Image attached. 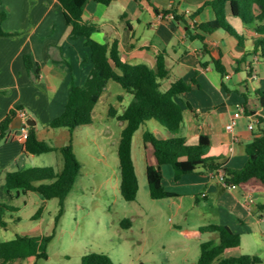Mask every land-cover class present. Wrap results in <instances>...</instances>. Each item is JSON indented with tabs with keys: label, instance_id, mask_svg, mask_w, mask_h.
I'll list each match as a JSON object with an SVG mask.
<instances>
[{
	"label": "crops",
	"instance_id": "0c3cea01",
	"mask_svg": "<svg viewBox=\"0 0 264 264\" xmlns=\"http://www.w3.org/2000/svg\"><path fill=\"white\" fill-rule=\"evenodd\" d=\"M3 1L10 11L3 25L13 34L0 36V122L11 109L20 107L26 112V120L35 121L40 139L43 130L56 135L58 131L50 124L64 112L73 83L84 85L88 79L93 67L91 50L84 38H71L59 0ZM207 1L113 0L105 5L89 0L83 19L98 25L95 40L109 45L117 40L121 56L131 63L154 67L157 54L165 51L170 76L163 82V89L177 79L192 83L189 91L176 97L184 109L178 134L191 144L197 143L202 134L207 135L211 140L208 156L220 157L230 167L243 168L248 160L247 144L264 128V107L256 96L257 90H264V59L252 54L246 62H239L254 49L255 33L231 12L228 21L246 36L243 45L223 28L205 34L203 40L187 34L189 28L195 34L203 33L198 25L215 19V11ZM171 8L177 17L163 21L157 18L158 12ZM187 9L195 13L193 18L186 14ZM27 55L33 60V73L26 67ZM217 61L225 67V73L216 67ZM245 102L263 119L258 122L252 117L253 129L249 128L251 117L242 111ZM232 121L234 126L228 129ZM155 122L153 132L165 137L164 127ZM20 134V128L11 126L9 138L0 144V174L5 179L8 172L21 169L22 157L31 158L19 140ZM162 169L167 190L178 197L190 194L207 200L213 212L207 224H226L241 234V246L228 250V256H258L264 264V254L257 250L264 244V203L260 201L264 193L250 194L253 202L249 203V194L239 187H229L211 171L184 174L176 180L173 167L164 165ZM166 175L174 178L172 184H166ZM258 230L262 241L245 243V236Z\"/></svg>",
	"mask_w": 264,
	"mask_h": 264
},
{
	"label": "trees",
	"instance_id": "16d2710c",
	"mask_svg": "<svg viewBox=\"0 0 264 264\" xmlns=\"http://www.w3.org/2000/svg\"><path fill=\"white\" fill-rule=\"evenodd\" d=\"M89 0H59L64 11L67 24L71 28L70 36L73 39L84 38L85 44L91 50L93 67L84 85L73 83L65 110L55 117L50 126L54 129H67L72 134L82 126L93 124V111L106 90L110 80L118 82L126 91L133 95L132 102L119 115V119L126 123L122 130L118 146L119 164L121 169V193L125 200H135L139 192V179L133 159V138L142 124L149 120L158 121L165 129V137H158L152 130L143 133V148L145 153L146 171L149 190L152 198L161 199L177 196L167 190L163 184L164 165H171L175 171V179L179 180L184 174L199 171H211L217 176L223 175L226 184H235L245 194L264 193V128L255 133L253 140L247 144L248 160L243 168H233L221 161L220 157L208 156L207 151L211 140L202 134L197 143L191 144L186 138L178 134L184 118V109L177 102L176 97L189 91L192 83L183 79L172 82L168 89H163V82L169 78L170 70L167 65V53L160 52L156 56L154 67L146 63H131L125 60L119 50L116 40L111 45L102 43L93 38L98 25L83 19V13ZM109 5L113 0H98ZM207 5L213 7L216 17L214 20L201 23L199 28L203 33H194L190 28L187 34L191 38L204 39L219 28L235 36L243 45L246 36L237 32L228 21L229 13L241 19L243 25L254 33V49L240 59L246 62L247 56L257 55L264 59V0H208ZM176 13L174 8L165 10ZM191 14V17H194ZM176 16V14H175ZM177 17V16H176ZM6 18L5 13L0 18V36L10 35L2 26ZM25 64L30 73H33L32 58L25 56ZM216 67L225 73V67L219 61ZM35 77L39 80L38 73ZM256 96L260 106L264 107V90H257ZM245 114L257 117L255 109L248 102L243 103ZM16 107L0 122V144L9 138L14 119L19 115ZM111 114L116 113L111 108ZM25 152L43 154L60 149L64 156V165L61 170L53 166H31L17 171L8 172L5 180V189L10 197H20L29 192H36L48 200L59 198L61 209L56 218L58 223L64 209V201L81 173V164L74 152L72 143L56 147L40 139L36 126H29V135L24 142ZM5 206L0 203V225L7 227L4 219ZM41 207L35 215L39 217ZM123 225H131L126 219ZM205 233H218L219 240H210L201 244L199 264H250L262 263L258 256L240 255L227 256L226 252L241 246L242 237L229 225L209 223L196 229H184V235L189 239H200ZM54 237V233L42 236L17 234L15 238L0 241V260L2 263L15 260L48 258L47 246ZM82 264H114L113 259L103 252H88L82 256Z\"/></svg>",
	"mask_w": 264,
	"mask_h": 264
},
{
	"label": "rangeland",
	"instance_id": "374dc122",
	"mask_svg": "<svg viewBox=\"0 0 264 264\" xmlns=\"http://www.w3.org/2000/svg\"><path fill=\"white\" fill-rule=\"evenodd\" d=\"M2 13L7 18L10 11L0 0V18ZM5 19L2 22L4 30ZM132 100L130 92L110 80L94 108L93 124L82 126L72 134L67 129L62 133L63 128L56 129V135L47 130L41 132L43 140L56 147L72 143L81 164V173L64 201L65 209L57 224L61 209L59 198L45 200L36 192L12 198L6 192L5 177L0 174V187H4L0 188V203L5 206L4 219L8 224L6 228L0 225V241L13 239L17 234L54 233L47 246L48 258L40 257L35 264H82V256L92 251L108 254L114 264H199L201 244L219 240V234L205 233L200 239H189L184 229L207 224L213 212L206 199L190 194L152 198L143 133L147 129L153 131L155 120L142 124L133 138L138 195L132 201L122 196L118 146L126 123L119 115ZM111 108L116 111L114 115ZM30 157L19 160L20 168L53 166L61 170L64 165L60 149ZM165 180L169 185L174 178L166 175ZM263 195L260 201L264 203ZM41 207V215L35 218ZM258 216L262 217L263 213L259 212ZM126 219L131 220V225H123ZM262 238L258 230L245 236V243L255 244ZM257 250L264 254V244Z\"/></svg>",
	"mask_w": 264,
	"mask_h": 264
},
{
	"label": "built area",
	"instance_id": "2783aa9c",
	"mask_svg": "<svg viewBox=\"0 0 264 264\" xmlns=\"http://www.w3.org/2000/svg\"><path fill=\"white\" fill-rule=\"evenodd\" d=\"M186 14H189L191 15L192 14V11L190 9H187L186 10ZM157 18L161 21L163 20H167V19H174L175 18V13L173 11H169V12H165V11H161V12H158L157 14ZM242 111H244V108H242ZM19 115L20 117L23 118V125L20 127V130H21V134L19 135V140L22 141V142H25L26 139L28 138V135H29V125L27 124V120H26V112L24 110H19ZM234 123L235 121H232L230 124L227 125V128L228 129H232L233 126H234ZM26 124V125H24ZM255 127V119H253L251 117V122L249 124V128L250 129H253ZM223 182H225V177L223 175L221 176H218ZM226 183V182H225ZM229 187H233V188H237V186L235 184H227ZM247 202L249 203H252L253 202V199H252V196L249 195L247 196L246 198ZM24 264H34V260L33 259H28L25 261ZM250 264H261V263H250Z\"/></svg>",
	"mask_w": 264,
	"mask_h": 264
},
{
	"label": "water",
	"instance_id": "95a60500",
	"mask_svg": "<svg viewBox=\"0 0 264 264\" xmlns=\"http://www.w3.org/2000/svg\"><path fill=\"white\" fill-rule=\"evenodd\" d=\"M27 124L29 126H32L35 124V121H32L31 120H27ZM23 125V118L18 116L14 119L13 123H12V128H20L21 126ZM26 125V124H24Z\"/></svg>",
	"mask_w": 264,
	"mask_h": 264
}]
</instances>
